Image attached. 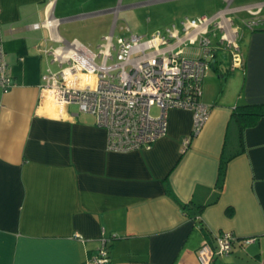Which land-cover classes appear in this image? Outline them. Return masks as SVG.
<instances>
[{
	"label": "crops",
	"instance_id": "obj_1",
	"mask_svg": "<svg viewBox=\"0 0 264 264\" xmlns=\"http://www.w3.org/2000/svg\"><path fill=\"white\" fill-rule=\"evenodd\" d=\"M122 3L0 0L12 77L0 90V264H84L102 248L108 264H198L201 245L216 246L224 232L236 238L233 250L211 264H264V117L241 132L236 155L232 119L234 107L264 103V29L239 36L229 70L216 52L200 98L210 113L197 134L192 113L170 110L164 137L113 152L93 116L59 108L42 88L76 50L94 54L114 38ZM259 3L220 0L216 13ZM60 49L59 62L50 52ZM224 156L232 158L219 188Z\"/></svg>",
	"mask_w": 264,
	"mask_h": 264
},
{
	"label": "built area",
	"instance_id": "obj_2",
	"mask_svg": "<svg viewBox=\"0 0 264 264\" xmlns=\"http://www.w3.org/2000/svg\"><path fill=\"white\" fill-rule=\"evenodd\" d=\"M239 13L247 18L234 24ZM263 14L264 3H259L185 18L179 27L173 25L146 37L126 36L114 43L110 34L96 53L76 50L67 68L44 76L42 90L59 108L75 106L79 113L93 116L96 125L106 131L109 151L149 148L166 135L170 110L192 113L194 136L210 113L200 98L216 52L219 48L229 50L231 60L237 63L240 25L248 31L264 29ZM50 54L59 62L67 59L61 49ZM11 87L12 77L0 50V90L6 92ZM153 108L158 109L157 116L151 114ZM188 144L187 139L186 149ZM235 242L229 232L218 234L216 246L205 242L197 250L198 264L228 256ZM109 262L108 252L102 248L84 264Z\"/></svg>",
	"mask_w": 264,
	"mask_h": 264
},
{
	"label": "rangeland",
	"instance_id": "obj_3",
	"mask_svg": "<svg viewBox=\"0 0 264 264\" xmlns=\"http://www.w3.org/2000/svg\"><path fill=\"white\" fill-rule=\"evenodd\" d=\"M116 1L112 0V3L115 4ZM122 2L121 7L127 8L121 10L115 20L114 43L119 37H146L158 31L164 32L173 25L179 27L180 22L185 18L212 16L218 11L217 8L220 5V0H160L157 2L154 0H122ZM234 24H239L236 18ZM247 31L240 25L239 36L242 37ZM239 43H242L241 40ZM102 44L103 40L100 45ZM217 59L223 64H220L221 70L224 69V65L228 70L230 69L231 53L229 50L219 49ZM215 78L221 81L218 75H215ZM70 109L75 110L76 107L70 106ZM151 114L157 116L158 109L153 108Z\"/></svg>",
	"mask_w": 264,
	"mask_h": 264
},
{
	"label": "trees",
	"instance_id": "obj_4",
	"mask_svg": "<svg viewBox=\"0 0 264 264\" xmlns=\"http://www.w3.org/2000/svg\"><path fill=\"white\" fill-rule=\"evenodd\" d=\"M262 117H264V103L242 104V105H238L233 108L232 119L238 126V129H239L238 139L241 145V149L238 152H235L233 155H236L237 153L243 151V139H242L241 132L247 128H250L256 125V123ZM232 156H229V157L224 156L222 157L220 161L219 179H218L219 188L224 178V172H225L226 165L229 162V160L232 158ZM168 195L172 197L169 191H168ZM178 204L180 205L182 209H185V206L183 204H180V203ZM200 209H202V206L199 207V210ZM230 213H231V209H228L227 214L230 215Z\"/></svg>",
	"mask_w": 264,
	"mask_h": 264
}]
</instances>
